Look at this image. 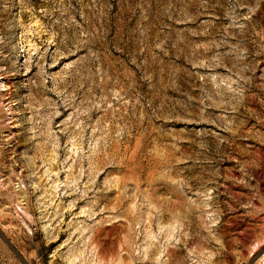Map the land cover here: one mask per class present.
Masks as SVG:
<instances>
[{"label":"rangeland","instance_id":"374dc122","mask_svg":"<svg viewBox=\"0 0 264 264\" xmlns=\"http://www.w3.org/2000/svg\"><path fill=\"white\" fill-rule=\"evenodd\" d=\"M0 264H264V0H0Z\"/></svg>","mask_w":264,"mask_h":264}]
</instances>
